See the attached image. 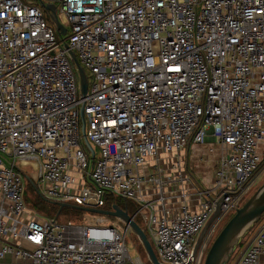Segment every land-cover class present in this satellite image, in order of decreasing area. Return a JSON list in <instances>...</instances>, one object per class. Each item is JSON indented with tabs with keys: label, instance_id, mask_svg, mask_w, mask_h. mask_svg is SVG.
I'll return each instance as SVG.
<instances>
[{
	"label": "built area",
	"instance_id": "2783aa9c",
	"mask_svg": "<svg viewBox=\"0 0 264 264\" xmlns=\"http://www.w3.org/2000/svg\"><path fill=\"white\" fill-rule=\"evenodd\" d=\"M70 51L88 78L85 98ZM209 137L221 149L211 188L181 163ZM165 156L178 161L170 171ZM263 157L264 0H0V264H153L131 257L132 229L119 219L124 234L39 216L26 176L52 203L131 202L160 263L204 264L199 235L218 206L220 222L245 205ZM184 183L198 209L175 214L164 190ZM258 225L234 264L261 263Z\"/></svg>",
	"mask_w": 264,
	"mask_h": 264
},
{
	"label": "water",
	"instance_id": "95a60500",
	"mask_svg": "<svg viewBox=\"0 0 264 264\" xmlns=\"http://www.w3.org/2000/svg\"><path fill=\"white\" fill-rule=\"evenodd\" d=\"M45 9L47 12L51 13V20L56 26L57 32L62 37H65L67 35V29L59 21L56 7L54 5H47L45 6ZM70 54L73 57L75 65L78 69L80 77L81 94L83 98H85L88 92V78L86 76L84 68L79 63L76 54L73 51H70ZM81 120L82 134L84 136L85 145L94 157L95 150L85 135L86 122L84 115V105L81 107ZM26 181L38 193L36 184L29 176H26ZM53 204L59 207V211L56 217L54 218V221L58 220L63 209H73L88 214L116 218L125 222L131 227L132 233H134L139 238L140 242L142 243L145 249L148 259L153 264H162L159 262L155 250L152 246V243L148 240L147 235L145 234L141 226L133 220V218L129 215L126 210L122 209L121 207L113 206L111 209H94L61 202H53ZM219 214L220 206L217 207V210L209 221L208 225L199 235L194 249L195 254L198 252L203 241L205 240L208 229L216 221ZM263 216L264 185L228 221V223L222 229L218 237L215 239L210 250L208 251L204 264H229L233 255L236 253L238 247L242 244L243 240L247 237L250 231H252L256 227V225L260 223Z\"/></svg>",
	"mask_w": 264,
	"mask_h": 264
},
{
	"label": "crops",
	"instance_id": "0c3cea01",
	"mask_svg": "<svg viewBox=\"0 0 264 264\" xmlns=\"http://www.w3.org/2000/svg\"><path fill=\"white\" fill-rule=\"evenodd\" d=\"M207 139L213 138L209 137ZM210 146L212 147L210 148ZM214 146H216L217 149H215ZM220 150V145H218L216 141L215 144L208 145L205 141L204 144L194 145L190 147V149H188L187 151L182 152L181 163L184 168V173L187 174L190 171L192 173V176L195 178L196 182L199 183L201 186L207 188L213 187L214 169L216 168L220 157ZM171 158L172 157L167 156L163 157L165 166L168 167L169 171L171 169L170 166L173 165V163L176 164L178 162L176 158ZM154 166L155 162L149 161L148 164L143 168V172L146 175L154 174ZM195 169L198 170V173L195 172ZM182 189H184L185 193H187L190 187H188V185L184 183L183 186L180 188V192L173 191L172 189H170V187L164 190L166 196L165 203L168 207L173 209V212L175 214L180 213L186 206H188L191 210L198 209L196 198L193 195L184 198ZM158 194L159 192L157 190H145V195L148 197V199L159 201L157 200L159 196ZM6 260L8 261L7 263L10 264L11 257H7ZM4 264L6 263L4 262ZM260 264H264V257H262Z\"/></svg>",
	"mask_w": 264,
	"mask_h": 264
},
{
	"label": "rangeland",
	"instance_id": "374dc122",
	"mask_svg": "<svg viewBox=\"0 0 264 264\" xmlns=\"http://www.w3.org/2000/svg\"><path fill=\"white\" fill-rule=\"evenodd\" d=\"M207 145L208 144H215V140L214 139H207L206 140ZM212 146H210L211 148ZM215 149L216 146H214ZM204 158V157H203ZM196 173H198V170L195 169ZM30 177V176H29ZM255 185H253V191L251 193L250 196H248L247 201L253 196L255 195V193L264 185V157L262 159V162L259 166V170L257 171L255 177H254V182ZM38 197L40 199H42L40 196H38L36 194V192H34L30 186L28 184H26V188H25V193H24V198L25 201L27 203V206L30 209H38L36 207L41 206ZM36 206V207H35ZM42 210V208L40 209ZM35 212L39 213V211L34 210ZM41 215L45 216L44 212L41 213ZM47 217V216H46ZM233 217V216H232ZM49 219H54V217H48ZM231 217L226 218V220L224 221H218V219L211 225V227L208 229L206 237H205V243H206V255H205V260L208 254V251L210 250L211 246L213 245L215 239L218 237V235L220 234V232L222 231V229L225 227V225L227 224V222L230 220ZM58 223L60 224H66V223H76V224H104V225H112L114 224L118 229H120V231L124 234L125 231V227L120 223V221L116 218H111V217H105V216H100V215H93V214H88V213H75L73 211H69V210H65L63 212H61L59 218H58ZM258 226L250 231V233L247 235V239H250L255 232L258 230ZM149 241L152 243L153 248L155 249V245L152 241V239L149 237ZM126 245L127 248L130 252V255L132 258L137 259L140 258L142 260V262L147 263L148 262V256L145 252V249L142 245V243L140 242L139 238L134 234L131 233L130 235H128L127 239H126ZM245 244H242L239 246V249H241L242 247H244ZM236 259V256L234 255L233 258L231 259L229 264H234V261ZM6 264L8 261H4ZM205 263V262H204Z\"/></svg>",
	"mask_w": 264,
	"mask_h": 264
},
{
	"label": "trees",
	"instance_id": "16d2710c",
	"mask_svg": "<svg viewBox=\"0 0 264 264\" xmlns=\"http://www.w3.org/2000/svg\"><path fill=\"white\" fill-rule=\"evenodd\" d=\"M29 185V184H28ZM30 186V185H29ZM30 188L34 191V192H36L31 186H30ZM36 194L38 195V196H40L37 192H36ZM41 197V196H40ZM42 198V197H41ZM38 200H39V202H40V204H41V206H39V207H36V208H38V209H34V210H37V211H39L40 212V214L39 213H37L39 216H41L42 218H45V219H49L48 217H56V215H57V213H58V211H59V207L58 206H56L55 204H53L52 202H49V201H47V200H45V199H40L39 197H38ZM27 204V203H26ZM113 206H119V207H121L122 209H124V210H126L130 215H133V213H134V209H135V207H134V205L131 203V202H127V201H122V200H118V199H115V198H109L108 199V201H107V204H106V207H105V209H111ZM42 208V210H40ZM33 210V209H32ZM65 210H69V211H73V212H75V213H82L81 211H77V210H73V209H63V211H65ZM62 211V212H63ZM44 212V214H45V216H43V215H41V213H43ZM47 216V217H46ZM232 218V217H231ZM230 218V219H231ZM264 219V216H263V218H262V220ZM228 223V222H227ZM256 227H257V225H256ZM255 227V228H256ZM254 228V229H255ZM253 229V230H254Z\"/></svg>",
	"mask_w": 264,
	"mask_h": 264
}]
</instances>
